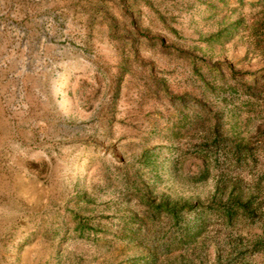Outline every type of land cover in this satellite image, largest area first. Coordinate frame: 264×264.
Returning a JSON list of instances; mask_svg holds the SVG:
<instances>
[{
    "label": "rangeland",
    "instance_id": "obj_1",
    "mask_svg": "<svg viewBox=\"0 0 264 264\" xmlns=\"http://www.w3.org/2000/svg\"><path fill=\"white\" fill-rule=\"evenodd\" d=\"M263 2L0 0V264H264Z\"/></svg>",
    "mask_w": 264,
    "mask_h": 264
},
{
    "label": "trees",
    "instance_id": "obj_2",
    "mask_svg": "<svg viewBox=\"0 0 264 264\" xmlns=\"http://www.w3.org/2000/svg\"><path fill=\"white\" fill-rule=\"evenodd\" d=\"M264 3V2H263ZM235 22H238V20H235ZM232 24L234 22L231 21ZM256 29L259 30L260 34H264V20H259L258 24L256 26ZM257 37V41H260L259 34L255 35ZM256 81H260V79H256ZM254 82V83H257ZM188 207V210H185L184 207ZM193 204L185 201L182 203V205H178V202L173 200V198H170L167 195L161 196L157 200H152L148 202V208L146 210V213L149 215H156L157 212L159 213H165L169 216V218L172 221V225L175 228L182 227L183 225L188 227H191L192 225L199 224V213H195L194 216H191L190 220L185 221V215L187 211H190L191 209L194 210ZM138 232V233H137ZM131 238L139 237V242L148 243V253L150 258H155L158 253L164 252L169 249V243L170 241L164 240L163 237H158L155 233L149 230L147 227H143L141 223L137 224L135 226V230H131Z\"/></svg>",
    "mask_w": 264,
    "mask_h": 264
}]
</instances>
